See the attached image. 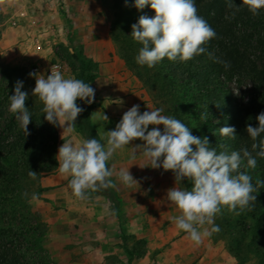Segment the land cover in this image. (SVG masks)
I'll return each instance as SVG.
<instances>
[{"label":"clouds","instance_id":"obj_1","mask_svg":"<svg viewBox=\"0 0 264 264\" xmlns=\"http://www.w3.org/2000/svg\"><path fill=\"white\" fill-rule=\"evenodd\" d=\"M145 5H150L154 16L142 15L131 26L132 39L142 45L135 57L140 66L152 68L164 58L186 62L206 53L205 45L216 37L215 30L198 14L195 0H134L137 9ZM227 6L236 11L246 8L256 16L264 10V0H241L239 5L229 0ZM208 56L223 65L225 70L230 67L229 62L213 53L209 52ZM29 76L35 78L31 96L42 104L44 119L72 132L76 118L83 111L77 100L91 104L95 99V89L81 79L65 76L59 67L51 69L47 76L35 72ZM22 88L23 81L17 80L13 94L8 96V111L16 115L26 136L30 134L27 126L31 122V114L25 106L29 93ZM139 108V105L130 107L115 128L103 131L99 139L63 140L56 155L57 169L61 176L70 178L67 187L71 196L85 200L89 191L115 188L116 183L111 179L114 175L127 187L137 185L129 166L116 172L108 162L118 150L138 139L142 143L130 147V158L142 155L151 168L173 173L175 186L167 190L166 200L175 207L178 215L171 220L194 245L199 246L205 238L220 231L215 218L222 214V210L236 215L245 209L250 210L256 201L254 193L264 187V180L259 178L254 186L249 172L256 169L257 158H264V112L256 117L257 126H246L247 136L253 141L251 150L244 147L238 151L218 153L210 147L207 137L192 135L190 128L181 120L163 115V109L148 108L141 113ZM208 114L201 113V119L206 121ZM102 118L108 120L107 115H102ZM149 125L153 126L150 131ZM157 125H162V130L155 127ZM219 134L236 139L234 127H222ZM145 166L147 164L140 167ZM28 176L35 180L37 173L30 170ZM184 179L190 182L191 187H176ZM37 199L38 195L33 193L31 200Z\"/></svg>","mask_w":264,"mask_h":264},{"label":"trees","instance_id":"obj_2","mask_svg":"<svg viewBox=\"0 0 264 264\" xmlns=\"http://www.w3.org/2000/svg\"><path fill=\"white\" fill-rule=\"evenodd\" d=\"M228 2L195 0L198 14L215 30L216 37L205 45L206 53L186 62L164 58L152 68L135 62L142 45L132 39L131 26L142 15L154 16L150 5L137 9L134 0L121 1L110 30L120 59L152 93L156 108L163 109V115L181 120L190 128L192 135L207 137L210 147L218 153L238 151L244 147L251 150L253 141L247 136L246 126H257L256 117L264 112V10L253 16L246 8L239 11L229 8ZM233 3L239 5L241 0H233ZM209 52L229 62L230 67L225 70L223 65L215 63L209 58ZM69 57L70 73L91 85L96 77L97 63L75 52H69ZM13 83L9 85L13 86ZM231 83L237 87L249 84V95H236ZM5 85L0 81V99H8ZM77 104L83 109L75 121L78 132L82 138L99 139L89 118L94 102L88 104L77 100ZM25 106L31 114V122L27 126L30 134L26 136L12 116L6 118L4 106L0 105L3 125L0 130V264H23L17 245L22 232L15 224L4 223L2 217L14 216L15 205L20 202L28 209L24 201L31 195L23 198L26 191L23 183L28 181V172H36L35 169L45 162L55 163L56 126L44 119L41 103L25 102ZM207 112V120H202L201 113ZM226 126L235 128L236 139L219 134V129ZM52 168L54 166L47 165L39 172L46 173ZM249 172L254 186L257 178L264 180V158H257L256 169ZM43 190L46 189L37 191ZM254 195L256 201L250 210L245 209L239 215L226 210L232 217L226 213L217 218V223L228 229L224 238L233 243L230 251L238 264H242L249 255L258 258L260 264L264 263V187ZM39 240L40 237L34 235L27 243L37 247Z\"/></svg>","mask_w":264,"mask_h":264},{"label":"rangeland","instance_id":"obj_3","mask_svg":"<svg viewBox=\"0 0 264 264\" xmlns=\"http://www.w3.org/2000/svg\"><path fill=\"white\" fill-rule=\"evenodd\" d=\"M6 1L0 0V26L4 27L9 19ZM47 1L53 2L56 13L61 18L60 31L63 42L51 47V58L45 67L48 64L60 63L66 67L65 73L73 76L68 63L69 52H75L97 63V73L99 62L92 57L99 58L108 54L106 61L109 59L120 74L127 73L129 78H134L140 87L134 88L141 90V94L143 91L145 100L151 101L156 107L152 93L126 69L111 39L110 30L114 14L123 0ZM40 67L31 60L15 58L5 49H0V81L6 84L4 89L8 91L9 96L13 94L15 82L20 80L23 81L22 91L29 93L26 102L39 105L40 101L31 96L35 78L30 77L29 73L45 75V67L40 73L35 71V68ZM10 82H14L13 86L9 85ZM230 87L238 96L249 95L250 85L247 83L241 87L231 83ZM9 103L8 99H0V105L4 106L6 111V118L12 116L20 128L16 115L8 111ZM1 128L3 125L0 121V130ZM6 133L10 135V132ZM56 133L55 163L40 164L35 169L36 173L38 172L37 178L33 180L28 177L27 183H23L26 184L24 188L27 194L23 193V198L36 193L38 199L33 201L29 198L24 201L28 209L20 202L15 205L14 216L10 214L2 217L4 223L15 224L22 232L23 236L17 245L23 264H238L230 251L233 243L224 238L225 230L228 229L217 223V218L227 213L226 209L215 218V224L219 225L220 231L205 238L199 246L188 240L186 233L175 228L171 217L178 215V212L166 200L167 190L175 186L174 175L170 170L158 168L160 174H155L156 176L137 173L134 179L138 181L144 176L145 182L144 186L134 190H126L115 176L113 180L120 184L118 188L90 191L91 198L85 200L76 199L70 195V189L62 190L61 186L38 193L37 190L43 188L42 179L58 172L56 155L63 140H72L77 137L75 134L80 132L76 127L69 132L56 126ZM47 165L54 168L40 173L39 171ZM149 183H160L164 188H148ZM176 187L190 188L191 184L184 179ZM126 191L130 194L127 198L119 196ZM103 192L109 197V212H114L119 219L116 231H112L114 226L106 223L107 227L104 228L108 231L105 237L101 236L104 222L97 220L102 214L101 205L98 198H95ZM227 216L232 217L228 213ZM34 235L40 237L37 247L27 243ZM242 264H260V261L249 255Z\"/></svg>","mask_w":264,"mask_h":264},{"label":"crops","instance_id":"obj_4","mask_svg":"<svg viewBox=\"0 0 264 264\" xmlns=\"http://www.w3.org/2000/svg\"><path fill=\"white\" fill-rule=\"evenodd\" d=\"M6 4V7H8L7 14L9 19L5 27L0 26V49H5L7 53H11L15 58L31 60L34 64L42 67L38 69L39 73L44 71V69L47 68V65L45 67L46 62L48 63L51 58L49 56L51 47L57 44L60 45L59 43L63 42V35L60 31L62 21L60 16L56 13L53 2L47 0H7ZM12 22H15V25H12ZM54 27H57V29ZM107 56L108 54L103 57L101 55L99 58L95 56L92 57L95 61L99 62V68L92 85V88L95 89V99L94 105L89 113V118L99 138L103 131L113 130L115 125L120 121L123 113L133 105H139V111L141 113L149 109H156L151 101H146L142 96L144 95L143 91V94H141V90L138 91L134 88L139 87L134 78H129L127 73L120 74L119 70L112 66L109 59L106 61ZM62 73L65 76H70L65 72ZM119 101L123 103H119ZM102 115H107L108 120H103ZM161 126L162 125H157L155 127L161 129ZM152 127V125H149L148 130L150 131ZM75 135L77 136L74 138L75 140L82 138L80 133ZM141 143L142 141L138 139L133 140L123 150H118L109 160V166L114 167L116 172L121 168L129 166L128 170L133 178L137 173L159 175V169L151 168L150 164H148L142 155L138 154L135 159L130 158V147H134ZM146 164L147 166L140 167ZM114 178L115 175L111 179L113 180ZM69 179L68 177L61 176L59 172H56L54 175L43 178L41 187L48 190L61 186L62 190H64L68 188ZM113 181L116 183L115 188H118L120 184L115 180ZM137 182V185L134 184L131 187H127L123 184L121 185L122 187L124 186L126 190L141 188L144 186L143 182H145V177L143 176V178L139 179ZM161 187L162 185L160 183H149L148 186V188L153 189ZM89 192L87 195L90 199ZM129 195L127 191L122 195L119 194V196L123 198H127ZM95 198H98V202L101 205L102 214L97 220L104 222V224H102L101 236L105 237L108 231L107 228H104L107 227L106 223L114 226L112 231H116L115 228L119 219L114 212H109L110 201L108 195L103 192L97 194Z\"/></svg>","mask_w":264,"mask_h":264},{"label":"built area","instance_id":"obj_5","mask_svg":"<svg viewBox=\"0 0 264 264\" xmlns=\"http://www.w3.org/2000/svg\"><path fill=\"white\" fill-rule=\"evenodd\" d=\"M12 25H15V22H12ZM57 67H59V70L61 72H66V70H67L66 67L64 65L60 64V63L49 64L47 66V68L45 69V75L50 74V70L54 69V68H57ZM35 71H38V68H35Z\"/></svg>","mask_w":264,"mask_h":264}]
</instances>
